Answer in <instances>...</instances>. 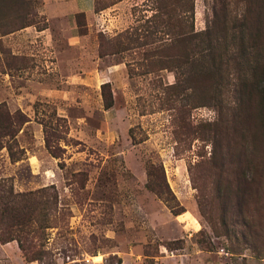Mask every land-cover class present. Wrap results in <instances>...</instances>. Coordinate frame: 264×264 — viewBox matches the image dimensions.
I'll list each match as a JSON object with an SVG mask.
<instances>
[{
    "label": "rangeland",
    "instance_id": "obj_1",
    "mask_svg": "<svg viewBox=\"0 0 264 264\" xmlns=\"http://www.w3.org/2000/svg\"><path fill=\"white\" fill-rule=\"evenodd\" d=\"M45 9L46 44L35 36ZM244 16L259 30L253 78L245 58L237 76L230 53ZM67 17L83 51L66 40ZM263 65L264 0H0V103L28 119L16 135L24 158L0 148V177L18 191L54 185L59 210L34 240L43 261L264 264V103L249 93ZM93 66L100 79L76 80ZM49 116L67 127L58 158L40 123ZM150 163L163 165L177 215L146 187ZM0 264L39 263L10 241Z\"/></svg>",
    "mask_w": 264,
    "mask_h": 264
},
{
    "label": "trees",
    "instance_id": "obj_2",
    "mask_svg": "<svg viewBox=\"0 0 264 264\" xmlns=\"http://www.w3.org/2000/svg\"><path fill=\"white\" fill-rule=\"evenodd\" d=\"M254 26L255 23L247 22L245 16L243 21L238 25V40L234 38L233 44L235 47H233V50L230 49L231 59L235 63L236 70H238L237 76L241 69L239 66L240 62L237 60L245 58L248 62V67L251 69V77H254L256 69L253 66V62H256L258 59L256 47L259 43L257 33L259 30ZM246 35L251 40L249 45L245 44ZM206 36L208 38L205 41L206 49L207 51H213L215 44L209 38L210 33L206 32ZM134 40H137V38ZM103 48L104 41L101 38L98 46L99 56L107 54ZM209 53L212 54V52ZM251 53H254L256 56H249ZM210 58L212 62L208 66L214 68L218 62H214L213 57ZM262 75L264 76V69ZM262 81L263 84L260 87L259 82L257 84L255 82L248 84L251 87L249 93L255 95V91H257L264 103V78ZM247 85L245 84V87ZM101 91L104 106L108 108L113 103L109 84L103 83L101 85ZM251 95L248 96L249 99H251ZM261 109L264 112V104L263 106L261 104ZM55 119L56 122H53L54 119L52 120V117L49 116L47 119H41L40 123L43 125L47 150L53 157L58 158L60 156L59 151L61 150L59 141L66 138L67 127L63 124L64 129L61 133L59 126L62 125L58 121L64 119L60 117H56ZM27 120L26 115L22 112H10L4 103H0V148L6 147L12 161L24 158L25 151L19 147L16 135ZM146 187L163 200L175 215L179 213L170 203V200L174 196L166 181L164 168L161 163H150L148 165ZM58 210V194L54 185L43 186L34 190L18 191L14 189L10 178L0 177V243L5 244L10 241H16L25 260H36L39 264H50L48 261L46 263L43 261L45 256L48 257L47 250L37 247L34 240L43 237L45 229L52 226L50 225L49 217ZM226 234L234 237L235 232L227 229Z\"/></svg>",
    "mask_w": 264,
    "mask_h": 264
},
{
    "label": "crops",
    "instance_id": "obj_3",
    "mask_svg": "<svg viewBox=\"0 0 264 264\" xmlns=\"http://www.w3.org/2000/svg\"><path fill=\"white\" fill-rule=\"evenodd\" d=\"M62 13L63 14H71L73 13L72 9H67V7H62L61 8ZM67 11L69 13H67ZM47 13V26L43 29L37 30L35 29V36L36 38L39 37L40 40L42 41V43L46 44V43H50V37H49V33H50V27H51V22H50V18L51 15L47 12V9H45V14ZM69 21V30H68V35L66 40L68 41V44L72 45V47H80L82 48V51L84 49L83 47V38L85 37V35H80L79 33H77L76 31V25L74 24V20L73 18L70 19L69 17H67ZM73 24V25H72ZM29 27H25L23 29H21L23 32L24 30H27ZM63 32H65V24L62 26ZM52 41V39H51ZM95 56V55H94ZM103 59L102 56H99L98 54L96 55V57H94L93 62L94 63H98L99 60ZM115 66H118V64H113L109 67V70H114ZM80 79H76L77 81H82L85 83H88L90 81H93L92 78L94 77V80L96 77L99 76V72H98V68L97 67H88L87 69H85L84 71L80 72ZM112 76H115V74H111ZM100 79V76H99ZM94 82V81H93ZM99 82L101 83V81L99 80ZM99 83V84H100Z\"/></svg>",
    "mask_w": 264,
    "mask_h": 264
}]
</instances>
